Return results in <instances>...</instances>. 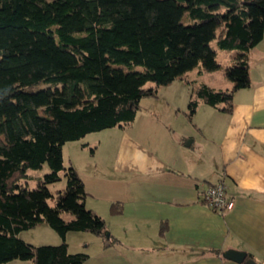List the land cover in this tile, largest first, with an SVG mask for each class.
Wrapping results in <instances>:
<instances>
[{
    "label": "trees",
    "instance_id": "1",
    "mask_svg": "<svg viewBox=\"0 0 264 264\" xmlns=\"http://www.w3.org/2000/svg\"><path fill=\"white\" fill-rule=\"evenodd\" d=\"M263 36L264 0H0V264H83L89 254L70 251V231L109 242L105 220L86 205L84 181L65 168L64 144L124 127L144 97L198 66L218 70L213 40L243 52L226 71L234 88L200 86L187 115L201 101L232 112L234 91L251 83L248 52ZM41 83L53 87L34 90ZM45 163L38 188L21 183ZM62 171L66 188L50 205L48 185ZM41 222L59 244L19 237Z\"/></svg>",
    "mask_w": 264,
    "mask_h": 264
},
{
    "label": "crops",
    "instance_id": "2",
    "mask_svg": "<svg viewBox=\"0 0 264 264\" xmlns=\"http://www.w3.org/2000/svg\"><path fill=\"white\" fill-rule=\"evenodd\" d=\"M220 53L218 70L194 68L148 97L158 104L110 128L112 173L88 181L81 174L86 205L103 217L110 240L84 245L83 264H245L224 257L227 250L264 264V36L248 52L251 83L234 91L232 112L201 101L189 119L197 88H234L226 71L243 52ZM218 181L235 202L224 214L203 201ZM17 261L9 263L30 264Z\"/></svg>",
    "mask_w": 264,
    "mask_h": 264
},
{
    "label": "rangeland",
    "instance_id": "3",
    "mask_svg": "<svg viewBox=\"0 0 264 264\" xmlns=\"http://www.w3.org/2000/svg\"><path fill=\"white\" fill-rule=\"evenodd\" d=\"M183 21L185 23H188L189 21H191V19H189L188 15L186 14L183 18ZM212 46L217 51L221 52L220 53V57H221L224 50L218 48L216 40L212 41ZM138 69H140V67H138ZM222 74L223 73H220V75ZM153 85L154 83L152 82H148L146 84L147 87H151ZM48 87H53V85L50 83H41L40 85L36 86L34 90H40ZM148 97L150 96L144 97L145 99L141 103L142 108L144 106L149 107V105L154 106L155 104H158L157 101ZM158 109L166 110V107L163 104V108L159 107ZM109 130L110 128L88 134L84 138L78 140L66 142L62 148L65 168L68 169L70 167H74L81 178H83L82 176L85 175L84 179L86 181L90 179L89 176H94L96 178L100 177V179L110 176L109 174L112 173V168H113L112 164H113L114 150L110 146L113 143L112 138L108 137L107 135L108 132H110ZM88 145L90 146L88 147ZM94 151L95 153H93ZM49 171H50V167L47 163H45L43 167L40 169L29 170V178L21 180V183L26 184L31 189L38 188L44 175L47 174ZM66 185H67V178L65 176V171H62L60 175V179L48 185L49 190L54 196V199H49L50 205H54L56 203V198L59 191L64 190L66 188ZM90 204L92 205V200H89V205ZM63 216L64 218L68 219L72 215L69 213H64ZM19 237L27 241L28 243L37 246L56 245L61 242L58 233L46 222L38 223L36 226L30 229L21 231L19 233ZM68 242L70 243V250L72 251V253H75V252L83 251L84 245L86 246L88 245L91 247L90 250H94L96 246H99L100 244H104V239L89 231H70ZM86 249L87 248L85 247V250ZM23 261L24 260H18L17 262H23ZM29 263L33 264L31 263V261H29ZM9 264H16V263H9Z\"/></svg>",
    "mask_w": 264,
    "mask_h": 264
},
{
    "label": "built area",
    "instance_id": "4",
    "mask_svg": "<svg viewBox=\"0 0 264 264\" xmlns=\"http://www.w3.org/2000/svg\"><path fill=\"white\" fill-rule=\"evenodd\" d=\"M203 201L221 214L230 211L235 204L234 200L227 196L224 181L209 185L204 191Z\"/></svg>",
    "mask_w": 264,
    "mask_h": 264
},
{
    "label": "water",
    "instance_id": "5",
    "mask_svg": "<svg viewBox=\"0 0 264 264\" xmlns=\"http://www.w3.org/2000/svg\"><path fill=\"white\" fill-rule=\"evenodd\" d=\"M110 234L107 232V237H109ZM224 257L228 259H232L236 262L242 263L245 262V264H258L255 260L252 258L246 259L247 254L246 252L243 251H238V250H227L224 254Z\"/></svg>",
    "mask_w": 264,
    "mask_h": 264
}]
</instances>
